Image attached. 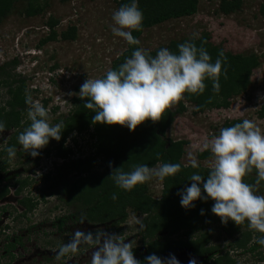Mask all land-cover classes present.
Returning <instances> with one entry per match:
<instances>
[{
    "label": "rangeland",
    "instance_id": "rangeland-1",
    "mask_svg": "<svg viewBox=\"0 0 264 264\" xmlns=\"http://www.w3.org/2000/svg\"><path fill=\"white\" fill-rule=\"evenodd\" d=\"M199 1L198 12L147 28L139 42L142 48L151 51L168 47L172 40L190 39L193 33L200 36L204 31H208L212 41L228 51L258 55L260 65L253 71L252 84L245 93L235 96L228 107L209 108L203 112H197L194 104L186 101V110L176 112L174 123L167 130L169 137L187 140L183 157L185 164H189V153H192L198 163L210 166V155L202 159L199 156L201 151L197 149L205 139L218 134V130L226 121L248 119L264 130V117L260 115V110L264 106V15L259 10L264 0H243L241 8L230 14L221 12V0ZM26 6L25 0L16 2L11 14L0 23V67L6 66L0 71V107L11 98L9 84L12 83V86L17 88L24 82L25 94L31 95L49 110V122L64 123L71 113L63 108L62 110L55 108L54 100L66 102L73 97L72 106L75 107L74 98L78 96L83 82L87 78L102 77L110 69L113 60L127 47L122 38L114 37L110 31L112 13L119 8L117 0H49L42 13L32 16L25 15ZM50 17L59 20L56 26L59 34L75 25L77 38L65 40L58 37L55 40L43 41L51 31L48 24ZM6 81L9 83L6 84ZM32 84L42 89L34 91L31 89ZM48 96L51 97L47 99ZM181 100L171 108L177 110ZM23 119H28L27 110L23 113ZM13 130L14 128L0 133L3 146L9 141ZM89 132H84V136H78L82 140L80 151L68 155L69 158L84 156L89 152ZM58 142L50 139L48 145L39 150L38 158L16 152L14 158H8V169L0 171V179L8 174L11 176L16 174L11 179L13 184L19 178L27 177L29 185L22 193L38 200L36 208L27 215L22 214L24 208L19 204L14 207L4 204L9 214H6L5 224L0 228V264H57L54 249L66 243L77 229L81 231L105 229L120 234L129 241L133 249L138 248L139 253H144L147 247L140 233L141 228L137 231V226L129 225L134 218L142 221L146 215L132 208H128L127 219L117 225L87 221L80 223L79 219H71L59 229L57 217L70 214L75 208L66 204V195L61 191L62 185L51 189L49 187L51 182L44 179L45 172L51 166L49 156L56 154L55 146ZM70 144L71 141L67 145ZM17 150L22 149L18 146ZM63 160L61 158L58 162L62 163ZM99 162L100 160L96 162V167L101 170L102 164ZM55 171L56 169L52 173ZM76 176L78 177L74 172L69 179L74 180ZM146 185L148 194L153 198L159 199L162 196L163 181L154 178L146 182ZM10 191L11 193L14 191V186H11ZM259 193L264 194V186L260 187ZM212 215V220L202 231L210 230L212 236L208 245L215 248L213 256L216 258L222 253L219 250L232 249L234 240L248 228L246 224L237 226L235 223L225 228L231 220L227 224H222L218 216ZM5 228L6 231L3 230ZM234 228L241 231L236 232ZM230 231L234 233L231 234ZM201 232L190 236H196ZM186 235L185 231H181L175 237L189 239L190 236ZM160 236L167 238L168 235L163 232ZM8 242L17 244L14 258L3 255ZM173 254L181 264H188V260L193 257L188 249H181ZM230 254L237 255L232 251ZM248 256L249 254L241 252L238 260H243L244 264H247ZM90 257L91 250L82 251L68 260L67 264H88ZM204 258L205 256L197 258V262ZM211 260L212 263L213 259Z\"/></svg>",
    "mask_w": 264,
    "mask_h": 264
},
{
    "label": "clouds",
    "instance_id": "clouds-1",
    "mask_svg": "<svg viewBox=\"0 0 264 264\" xmlns=\"http://www.w3.org/2000/svg\"><path fill=\"white\" fill-rule=\"evenodd\" d=\"M143 19L138 0H129L113 11L110 31L114 37L122 38L130 46L139 45L140 42L133 32L142 30ZM197 36L198 34L193 33L190 40L178 44L176 52L162 47L155 56L142 47H135L131 55L117 68L108 69L100 78H87L80 86L78 96L82 100L87 98L84 106L94 113L91 117L92 123L119 124L133 131L146 120L153 123L159 121L165 111L186 93L203 94L205 80L211 81L213 92H218L224 54L220 52L215 62H211L207 50L203 46L197 47L193 42ZM48 82L51 85L50 78ZM31 86L34 91L41 88L36 84ZM25 104L28 106L27 118L30 123L19 132L17 143L24 153L35 158L40 155L39 150L48 145L50 139H61L63 121L51 124L49 110L31 95H26ZM72 104L73 97L66 102L54 100L55 108H63L70 113L74 109ZM4 130L5 124L0 121V133ZM88 131L89 152L77 158L86 157L95 151L97 137L93 135L94 129L74 130L67 135L64 142L65 147L72 149L69 156L80 151L82 140L78 136H84V132ZM70 141L71 144L67 145ZM197 150L209 152L211 164L206 176L193 172L188 179L191 181L190 186L178 191L181 207L190 209L198 199L205 202L211 199V212L220 218L222 224H227L230 220L237 226L246 224L249 231L258 233L253 236L252 243L264 248V194L259 193L260 187L264 186V130L254 121L244 119L231 126L221 127L218 134L205 139ZM5 151L9 158H14L17 149L15 146H8ZM49 158L51 166L46 174L52 173L65 160L57 153ZM61 158L64 160L59 163ZM189 158V165L186 166L199 168L195 155L189 153ZM109 167H112L111 162ZM180 168V164L167 162L156 167L138 164L127 172L114 168L110 176L116 187L128 192L138 184L154 178L163 181L174 176ZM253 173L254 183L245 182L244 178ZM111 199H117L115 193ZM201 214H204L203 209ZM144 215L146 216L142 221L134 218L129 226L134 225L137 226V231L140 228L142 230L147 217V214ZM80 223H84V220L81 219ZM3 230L6 231V228ZM6 248L7 244L5 252ZM88 250H91L88 264H181L173 253H169L167 257H159L153 253L142 261L138 260L136 254L140 253H133V247L125 237L105 229H77L66 243L54 249L55 260L57 264H67L68 260ZM188 264H198L197 259L190 258Z\"/></svg>",
    "mask_w": 264,
    "mask_h": 264
},
{
    "label": "trees",
    "instance_id": "trees-1",
    "mask_svg": "<svg viewBox=\"0 0 264 264\" xmlns=\"http://www.w3.org/2000/svg\"><path fill=\"white\" fill-rule=\"evenodd\" d=\"M20 0H0V23L7 18L16 2ZM27 6L25 15L32 16L42 13L47 7L49 0H25ZM129 0H117L118 7ZM199 0H138V6L143 12V28L141 31H134L133 35L138 40L147 28H151L158 24L164 23L171 19L184 16H190L198 12ZM243 0H221L220 10L225 14H230L241 8ZM260 12L264 15V3L260 6ZM59 20L50 17L48 24L51 31L43 41L55 40L58 37L62 39L74 40L77 38V27L75 25L68 27L60 34L56 30ZM191 39V38H190ZM183 39L180 41L172 40L168 44V49L172 52L177 51V45L188 41ZM197 47L203 46L211 57V62H215L220 52H223L222 71L219 79L220 88L218 92H213L211 81L205 80L206 88L203 94L193 95L185 94L180 101L177 110L171 107L167 109L162 118L153 123L146 120L136 127L135 130L129 131L126 126L119 124L106 125L101 123L93 124L91 117L94 115L91 110L84 106L83 100L76 96L74 98L75 107L71 115L63 123V131L61 139L55 146L57 155L65 158L55 173H49L44 176L46 181L51 182L50 188L53 189L58 185H62V193L66 195V204L73 206L75 209L72 213L58 216L59 229H62L68 220L83 219L93 223H110L112 226L117 225L127 219L128 208L147 214L144 220V227L141 235L145 241L147 250L140 253L138 260L150 254H156L161 257L163 252L170 248H176L181 245L192 246L195 253L199 255L207 254L214 251L213 246H208L211 239L210 230L202 231L213 218L211 207L213 201L196 200L195 206L190 209L181 207L177 195L178 191L186 186H190L191 181L188 180L193 172H199L202 176L207 175L209 166L199 163V168L186 166L183 157L186 151L187 140L174 139L167 135L168 128L174 123L176 112H184L186 110V101L194 104L197 112H203L209 108L228 107L231 100L242 93H245L252 84L253 71L259 67L260 60L257 54L248 55L241 53H233L212 41L210 32L204 31L200 36L193 40ZM135 47L127 44L126 49L118 55L112 62L110 69H115L119 64L123 63L126 57H129ZM155 50L148 51L152 56L156 55ZM6 66L0 67V71ZM6 73V72H5ZM23 81V80H21ZM6 84L9 82L6 81ZM9 93L11 98L4 106L0 107V121L5 124V130L13 129L9 141L1 149L0 148V171L8 169V155L5 149L8 146L18 148L17 136L24 127L30 123L28 119H23V113L28 106L25 104L26 91L24 82L21 86L14 88L12 83L9 84ZM261 117H264V106L260 110ZM244 119H233L226 121L223 127L231 126L241 122ZM94 129V136L97 141L94 144V152L86 157L77 159H69L68 155L72 153L71 148L64 145L65 139L69 133L74 130L84 131ZM0 142H3L0 140ZM18 154L24 153L23 150H17ZM209 152L203 151L199 156L207 158ZM6 156L5 158H3ZM38 158V156L36 157ZM102 164L101 170L96 167V162ZM111 162L112 167H109ZM177 163L181 168L174 176L167 177L163 180L162 196L159 199L153 198L148 194L146 183L138 184L133 190L125 192L113 183L110 176L112 169L119 168L121 171H131L134 165L147 164L149 167H155L161 163ZM76 172L78 177L70 180L69 176ZM16 175V174H15ZM14 176H7L9 181ZM19 175V174H17ZM247 183H254L255 174L247 175L244 178ZM14 184L17 186V193L23 192L25 187L29 185L28 178H19ZM8 185L6 184L0 190V198L8 193ZM117 196L116 200L111 199L112 194ZM43 196H45L43 194ZM20 202L26 207L23 215H27L36 208L38 202L32 197H23ZM201 209L204 214H201ZM230 221L225 228L233 225ZM239 229V228H238ZM234 228V231L238 230ZM186 231L187 234L201 232L196 236H191L189 240L184 238L175 239L173 235ZM234 231H230L231 234ZM168 232L167 238L160 236V233ZM250 231H243L234 242L233 246L245 248L251 239ZM148 240V241H147ZM15 243H7L5 256L15 257ZM139 252L138 248L133 249V253ZM218 261V260H217ZM219 262H214L218 264ZM225 264H229L226 262Z\"/></svg>",
    "mask_w": 264,
    "mask_h": 264
},
{
    "label": "flooded vegetation",
    "instance_id": "flooded-vegetation-1",
    "mask_svg": "<svg viewBox=\"0 0 264 264\" xmlns=\"http://www.w3.org/2000/svg\"><path fill=\"white\" fill-rule=\"evenodd\" d=\"M0 147L3 148L2 142H0ZM7 176H11V175L8 174ZM6 177L4 176L2 179H0V190L6 184L8 185V189H9L8 193H6L0 199V228L5 224L4 222H5L6 214H9V210H6V208H4V204H6V205H9L10 204L13 207L14 206H17V204H19L20 206H22L24 208L23 209L24 211L26 209V207L23 206V204L20 202V200L23 197H27V196L24 195L23 193L18 194L17 193V186L15 184H13L11 182V180L8 181L6 179ZM11 186H14V191L12 193L10 191L11 190ZM12 199H14V200H12ZM15 201H16V203H15ZM236 229H238V228H236ZM240 231L241 230H239V229L236 230V232H240ZM246 231H249V230H246ZM190 235L191 234H187L186 237L187 236H190ZM251 235H252L251 236V239L249 240V243H248V245L245 248L239 247V246H234L233 247V245H232L233 248L232 249H229V251L222 250V249L219 250L222 253L218 257H216V258H214L215 256H213V252H209L207 254L199 255V254H197V253L194 252L192 246H186V245H181V246H178L176 248H170V249L166 250L165 252H163V254L161 255V257H163V256H165V255H167L169 253H173L175 251H180L181 249H188V251L190 252V254L194 258H196V259L197 258H202L203 256H205V258L203 260L198 261V264H206L208 262H210V264H212V263L214 264V262H219L218 264H225L226 262H229V264H244L245 262L243 260L242 261L238 260L240 258V253L242 252V253L249 254L248 259L246 260L247 261V264H264V248H261V246L252 243L253 236L254 235H258V233L251 232ZM174 238L175 239H181V237H174ZM190 238H191V236L189 237V239ZM189 239H185V240H189ZM13 240L14 241L16 240L15 237L13 238ZM231 251L233 253L237 254V255L230 254ZM242 255H244V254H242ZM139 257H140V255L139 254L138 255L136 254V258H139ZM211 259H213V262L212 263H211V261H212Z\"/></svg>",
    "mask_w": 264,
    "mask_h": 264
}]
</instances>
